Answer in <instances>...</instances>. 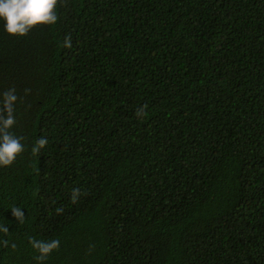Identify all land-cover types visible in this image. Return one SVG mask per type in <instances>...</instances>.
Instances as JSON below:
<instances>
[{"label":"trees","instance_id":"16d2710c","mask_svg":"<svg viewBox=\"0 0 264 264\" xmlns=\"http://www.w3.org/2000/svg\"><path fill=\"white\" fill-rule=\"evenodd\" d=\"M56 12L24 37L0 21L24 144L0 167V264H38L29 238L59 239L42 264H264V0Z\"/></svg>","mask_w":264,"mask_h":264},{"label":"clouds","instance_id":"9594fccd","mask_svg":"<svg viewBox=\"0 0 264 264\" xmlns=\"http://www.w3.org/2000/svg\"><path fill=\"white\" fill-rule=\"evenodd\" d=\"M59 0H0V21L4 22V29L9 36L24 37L32 29L42 26L54 25L57 20V5ZM64 46L71 47V38L65 37ZM29 90H25V95ZM19 97L15 88L0 93V167H10L16 159L24 152L23 137L16 136L11 130L16 126L15 105ZM147 105H143L136 110L135 115L143 118L147 115ZM6 113V116H5ZM47 139L40 137L32 148L31 155L39 156L41 150L46 146ZM81 193L79 189H73L71 202H78ZM63 208H57L56 213L62 214ZM13 216L22 224L25 216L19 207L11 209ZM0 232L7 234L8 227L0 226ZM5 247L8 241H2ZM31 247L39 254L36 257L38 264L42 262L59 248V239L36 240L29 238Z\"/></svg>","mask_w":264,"mask_h":264}]
</instances>
